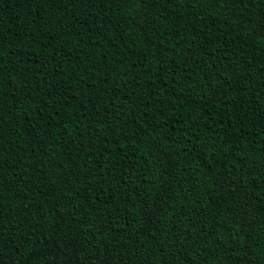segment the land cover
I'll list each match as a JSON object with an SVG mask.
<instances>
[{
    "label": "trees",
    "instance_id": "16d2710c",
    "mask_svg": "<svg viewBox=\"0 0 264 264\" xmlns=\"http://www.w3.org/2000/svg\"><path fill=\"white\" fill-rule=\"evenodd\" d=\"M0 264H264V0H0Z\"/></svg>",
    "mask_w": 264,
    "mask_h": 264
}]
</instances>
